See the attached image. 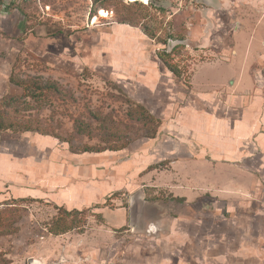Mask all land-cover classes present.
<instances>
[{
  "label": "rangeland",
  "instance_id": "rangeland-1",
  "mask_svg": "<svg viewBox=\"0 0 264 264\" xmlns=\"http://www.w3.org/2000/svg\"><path fill=\"white\" fill-rule=\"evenodd\" d=\"M211 2L0 0V264H264V9Z\"/></svg>",
  "mask_w": 264,
  "mask_h": 264
},
{
  "label": "crops",
  "instance_id": "crops-1",
  "mask_svg": "<svg viewBox=\"0 0 264 264\" xmlns=\"http://www.w3.org/2000/svg\"><path fill=\"white\" fill-rule=\"evenodd\" d=\"M219 1V0H218ZM251 1V4L253 5L252 7H254L256 10H258V9H264V4L262 3V2H260L259 0H250ZM261 1H264V0H261ZM261 4V5H260ZM261 91V89H257V92H260ZM247 92V91H246ZM256 99H257V101H259L260 103H262L261 105L263 106L264 105V96L263 95H257V97H256ZM195 108H196V106H193V105H191V104H186V105H183V106H181L180 107V111H179V115H178V120L179 121H176V122H178L179 124H181V125H183V126H185V127H192V128H194V133H196V135L197 136H199V138H203V139H208V138H206V136L204 135V134H201L202 132V130H200L199 128H200V126H201V124H202V122L203 121H206L207 119L205 118L206 116L204 115L205 113H203V111L201 110H195ZM197 109V108H196ZM207 115V114H206ZM207 118H208V115H207ZM190 119H193L194 120V122H192L191 121V123L189 124V125H184L181 121L183 120V121H187V120H190ZM203 120V121H202ZM210 120V119H209ZM215 123H219V128L221 129L220 131H216V135H218L219 133H221V134H225V137H220V136H216V137H213V138H221V139H224L225 141H228L229 143H231V144H229V145H233L234 143H236L237 142V140L235 139V138H230V139H228V137H229V133H228V131L226 130V125H227V123H228V119H226V118H223L222 120H216V121H214ZM233 122V121H232ZM210 123V121H208L207 120V123H205V124H209ZM192 125H194V126H192ZM198 125H200L199 127H198ZM212 125H213V121H212ZM260 127H263L264 128V125H262V124H260V126H258L257 127V124H256V129L257 128H259L260 129ZM185 131H188L187 129L185 130ZM200 134V135H198V134ZM259 133V135L257 136V141H261V139H262V142L264 143V130H260V132H258ZM226 138V139H225ZM225 143V142H224ZM260 149H261V151H263L264 152V149H263V147H260ZM264 158V157H263ZM258 198H260V197H258ZM258 198H256L255 199V203H256V206L257 205H260L261 207H264V202H258L260 199L261 200H264V197L263 198H260V199H258ZM253 201V200H252ZM251 201V202H252ZM259 203V204H258ZM225 204V203H224ZM228 206V205H227ZM230 206H234V205H230ZM262 212H259V211H256L255 212V215L253 216L254 218H256L257 219V217L259 218V216L261 215V214H263L264 215V209L263 210H261Z\"/></svg>",
  "mask_w": 264,
  "mask_h": 264
},
{
  "label": "trees",
  "instance_id": "trees-1",
  "mask_svg": "<svg viewBox=\"0 0 264 264\" xmlns=\"http://www.w3.org/2000/svg\"><path fill=\"white\" fill-rule=\"evenodd\" d=\"M147 4V3H146ZM179 48H183V45L182 44H176L175 46L172 47L171 51L169 52V54H166L167 56L171 55V54H174ZM162 52H164V50H162ZM160 56V55H159ZM163 56H160V60L163 62V64L167 67V69L177 78L180 77V72L177 70L176 66L173 65V64H170L169 62H166V60H164L162 58ZM17 85H20L19 83H16ZM23 89L26 90L27 86H22ZM77 128V131H81L82 130V127L80 125H77L76 126ZM25 130H29L30 131V128H25ZM122 146H116L115 148H110V147H104V148H101V149H97V148H90V147H87V146H84L82 148V152H101V151H104V150H118L120 149ZM149 166L147 168H145L146 171H150L152 169H155V167H151L149 170ZM68 213V212H67ZM69 230V227L67 226H59L58 228H55V229H50L49 232L53 235H58V234H61V233H64L66 231Z\"/></svg>",
  "mask_w": 264,
  "mask_h": 264
},
{
  "label": "water",
  "instance_id": "water-1",
  "mask_svg": "<svg viewBox=\"0 0 264 264\" xmlns=\"http://www.w3.org/2000/svg\"><path fill=\"white\" fill-rule=\"evenodd\" d=\"M204 2H205L206 4H208L209 6L212 5L211 0H204ZM170 46H171V42H170ZM172 46H173V45H172ZM172 46H171V48H172Z\"/></svg>",
  "mask_w": 264,
  "mask_h": 264
},
{
  "label": "bare ground",
  "instance_id": "bare-ground-1",
  "mask_svg": "<svg viewBox=\"0 0 264 264\" xmlns=\"http://www.w3.org/2000/svg\"><path fill=\"white\" fill-rule=\"evenodd\" d=\"M127 1H135V0H127ZM136 1H139V2H142L143 4H146V3H148L149 0H136Z\"/></svg>",
  "mask_w": 264,
  "mask_h": 264
}]
</instances>
